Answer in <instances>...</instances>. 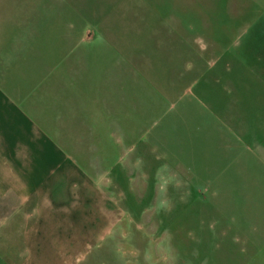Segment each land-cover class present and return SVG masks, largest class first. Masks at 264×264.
Returning a JSON list of instances; mask_svg holds the SVG:
<instances>
[{"label":"rangeland","instance_id":"obj_1","mask_svg":"<svg viewBox=\"0 0 264 264\" xmlns=\"http://www.w3.org/2000/svg\"><path fill=\"white\" fill-rule=\"evenodd\" d=\"M98 3L71 9L70 40L45 42L57 64L66 48L85 49L89 65H108L90 54L113 51L124 67L120 106L102 122L113 129L66 136L79 145L67 144L73 166L41 195V218L56 213V227L35 231L34 264H264L263 90L246 78L240 119H228L208 96L194 103L191 86L192 55L206 53L201 66L212 70L207 50L215 58L221 50L207 38L209 16L219 21L223 10L233 22L249 21L264 0ZM193 27L203 39L191 38ZM255 41L251 33L248 47L263 64L264 27ZM182 63L188 72H179ZM99 74L87 72L88 84Z\"/></svg>","mask_w":264,"mask_h":264},{"label":"crops","instance_id":"obj_2","mask_svg":"<svg viewBox=\"0 0 264 264\" xmlns=\"http://www.w3.org/2000/svg\"><path fill=\"white\" fill-rule=\"evenodd\" d=\"M98 1L0 0V264H34L35 231L56 227V213L47 222L41 218L40 198L54 183L62 182L59 178L65 168L73 166L67 144H79L66 136L87 135L88 129H113L112 121L102 123L103 119L110 120L113 109L120 106L119 77L124 67L115 60L113 51H93L95 54L90 56L111 61L108 65H89L85 49L66 48L62 52L65 62L57 64L55 49L45 42L70 40L66 27L72 23L71 9L103 6ZM254 9L250 20L243 22L236 17L233 22L223 10L219 21L212 22L216 17L209 16L207 38L212 46L221 48L216 58L210 54L211 49L207 50L208 62L214 64L212 70L201 66L206 53L192 55L196 57L191 61L194 103L208 96V104L214 105L223 118L240 119L243 99L238 91L247 84L246 78L250 77L264 93V63L248 47L251 33L255 41L264 27V6ZM232 23L241 26L232 28ZM238 27L235 33L233 29ZM194 31L193 27L189 33L192 39H203ZM161 57L167 59L165 50ZM94 67L100 74L90 85L87 72ZM59 70L73 71L79 77L59 80ZM179 72H188L183 63ZM188 77L178 74L176 80L184 82Z\"/></svg>","mask_w":264,"mask_h":264}]
</instances>
